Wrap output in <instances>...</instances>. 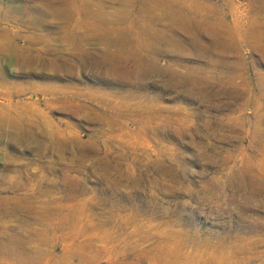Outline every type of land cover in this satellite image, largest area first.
I'll return each mask as SVG.
<instances>
[{
    "label": "rangeland",
    "instance_id": "374dc122",
    "mask_svg": "<svg viewBox=\"0 0 264 264\" xmlns=\"http://www.w3.org/2000/svg\"><path fill=\"white\" fill-rule=\"evenodd\" d=\"M0 213L20 264H264V0H0Z\"/></svg>",
    "mask_w": 264,
    "mask_h": 264
},
{
    "label": "crops",
    "instance_id": "0c3cea01",
    "mask_svg": "<svg viewBox=\"0 0 264 264\" xmlns=\"http://www.w3.org/2000/svg\"><path fill=\"white\" fill-rule=\"evenodd\" d=\"M2 215V213H0ZM4 215V214H3ZM28 243L27 240H12L11 249L0 250V262L20 264L24 262L42 263V256L37 251H25L22 249ZM9 241L7 245H9ZM8 263V264H9Z\"/></svg>",
    "mask_w": 264,
    "mask_h": 264
}]
</instances>
